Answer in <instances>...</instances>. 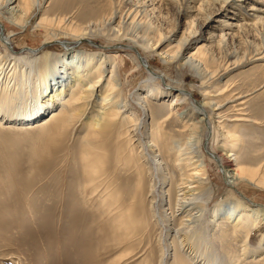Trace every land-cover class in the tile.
<instances>
[{
    "label": "rangeland",
    "instance_id": "1",
    "mask_svg": "<svg viewBox=\"0 0 264 264\" xmlns=\"http://www.w3.org/2000/svg\"><path fill=\"white\" fill-rule=\"evenodd\" d=\"M4 1L1 0L2 3ZM18 2L16 0L14 4ZM135 5L141 6L139 18L146 24L147 33L154 34L155 43L162 37L172 38L164 48L169 53L175 51L177 42L188 37L190 31L199 30V35L207 37L208 32H226L225 21L239 20L237 22L243 23L239 29L231 30L236 33L234 36L225 39L217 37L209 43L207 52L201 54L205 57L206 67L203 66L206 73L214 74H210L212 76L209 75L204 84L199 76L181 66L183 55L165 62L160 56H149L141 51L148 63L141 64L139 70L134 71L137 68L129 53L135 52L127 50L128 42L120 43L111 38V33L105 32V36L111 39L99 36L72 48L69 38L44 44L42 30L35 28L36 21L45 13L54 17L74 13L73 18L81 22L80 18H88L90 9L106 16L115 10L120 11L117 23L121 12ZM263 10L264 0H41L40 10L24 28L7 22L0 14V23L5 25L2 24L0 32L10 36V41L5 42L0 33V53L3 57L10 53L30 55L28 52L41 47L58 54L67 50L68 53L73 52L76 48L104 55L118 52L122 67L120 82L123 95L127 98L138 97L150 88L143 87L150 72L161 75L158 83L162 86L170 84L190 91L198 104L205 91L215 94L212 100L218 103L225 102L233 92L251 93L244 98L248 99L247 112L260 124L247 127L246 122L220 117L214 120L216 123L220 121L218 125L224 124V131L228 128L233 131L234 125L239 123L237 131L245 141L243 146L250 139L258 143L252 148V153L264 155V60L250 61L252 54L264 51ZM251 13L256 14L253 17L249 15ZM67 40L69 43H64ZM201 43L202 40L189 41L185 55ZM8 60H11L10 56ZM4 72L0 71V96L2 92L4 94L2 90L6 84L10 83V91L16 82L15 78L11 79L12 72L9 75L8 69ZM27 75L24 80L21 75L20 78L32 87L35 78ZM222 89L225 92L217 95L216 92ZM22 95L21 101H13L7 111L16 113L35 106L34 89L29 88ZM190 97L192 103L190 98L189 102L192 106L196 105ZM172 98L168 95L165 98L152 97L147 101L149 111L145 128L149 135L144 139L146 142L158 139L155 126L162 117H154L157 106L167 110ZM229 106L231 103L222 110L227 109V117L233 118L237 113ZM129 109L135 110L138 118L144 117L136 104ZM3 114H0V119ZM86 118L59 136L47 127L17 130L15 124L34 122L20 117L6 118V124H0V264H161L166 246L168 251L164 264H264V244L261 246L255 241L257 231L252 232L250 244L244 246L245 231H234L232 224L212 216L211 209L233 195L216 158L206 151L209 157L205 159L207 176L213 190L208 202L209 212L192 231L179 233L176 229L180 227V219L175 204L180 191L181 171L179 174L173 166L172 157L167 156L163 161L164 166L170 168L158 172L160 175H153L150 165L140 159L142 147L137 137L132 133L130 137L124 130L116 129L104 141L102 152L106 157L102 161L97 160L85 152ZM174 118L175 115L167 120V131L175 132L177 136L186 133L183 129H186L187 120ZM244 154L239 152V156ZM159 179L162 182L159 183ZM152 189L153 192L158 189L163 193L161 205L157 198L155 200ZM238 191H243L245 200L264 205V189L242 185ZM238 191L236 193L242 196ZM169 219L168 225L173 228H166Z\"/></svg>",
    "mask_w": 264,
    "mask_h": 264
},
{
    "label": "bare ground",
    "instance_id": "2",
    "mask_svg": "<svg viewBox=\"0 0 264 264\" xmlns=\"http://www.w3.org/2000/svg\"><path fill=\"white\" fill-rule=\"evenodd\" d=\"M15 2L16 0L1 2L0 14L7 22L24 28L28 23L30 24V21L40 10L41 0H19L17 4H14ZM141 11L142 8L139 5L129 7L126 11L121 12L120 20L117 23V13L120 11L116 12V10L106 16V14L99 15L97 11L94 12V9H90L87 12L89 14L88 18H80L81 22L73 18L74 13L55 17L50 16V13H45L36 21L35 28L42 30L44 44H49L56 40L64 41L61 39L69 38V45L73 48L84 40L96 39L99 36H103L101 37L103 39L115 38L120 43L123 41L128 42L127 50L132 49L135 52L133 54L129 53L135 68H137L134 71L139 70L138 67L141 64L148 63L147 58L142 55L141 51L148 53L149 56H160L165 62H168L174 56L181 57L183 55L181 66L186 67L199 76L204 84V80L212 72L208 71L209 73H206L205 57L201 56V54L207 50L209 43L215 41L217 37L225 39L231 35L234 36L236 33L231 32V30L239 29L243 23L237 22L239 20L236 22L225 21L224 27L228 29L226 32L224 30L220 34L208 32L209 35L207 37L199 35V30L190 31L188 37H184L177 42L175 51L169 53L164 48L171 42L170 39L172 38L162 37L155 43L153 41L154 34L147 33L149 30L147 31L146 24L144 25L143 20L141 21V18H139ZM255 14L251 13L249 15L254 17ZM2 24L5 26L2 22L0 23V28H2ZM105 32L111 33L112 37L105 36ZM183 33L185 34V32ZM1 37H4L5 42L10 41L9 34H3L2 32ZM191 40H202V43L185 55L186 45ZM64 43H69V41L67 40ZM40 50L28 52L30 55L10 53L9 55H4V57L7 56L6 61L0 53V58L1 56L3 57L1 58L2 61H0L2 62L0 71L4 72L5 69L4 73H6L8 69V75L12 72L10 74L12 76L11 79L15 78L16 81L10 91L8 90L10 89V83L6 84V87L2 90L4 94L2 92L0 96V114L3 112L4 114L0 119V124L6 118L20 117L26 120H34V122L15 124L14 128L17 130L47 127L54 131L55 136H59L67 129L79 125L87 117L85 125L88 127L84 135L85 152L89 156H94L97 160H103L105 156L102 152L105 149L104 141H107L116 129L124 130L125 134L130 135V137L131 133L137 137L142 147L140 159L142 158L143 161L150 165L153 175L168 169L169 166H164L165 163L163 161L167 156H171L172 160H174L173 166L179 170V174L181 171V182L180 184L178 183L180 191H178L179 196H177L175 205L180 219V227L176 231L183 234L197 227L198 223L209 212L208 202L213 196V190L211 182L208 180L209 176H207V160H205L209 158L206 154L207 151L210 156L216 158L219 162V166L225 174L227 186L233 192L231 198L218 202L211 209L212 216L214 219L219 218L232 224V227L235 228L234 231L236 229L245 231L246 240L244 246L250 244L254 230L258 232V238L255 241L259 245L264 244V205L249 202L248 199L245 200L243 191H238L239 186L242 185H252L253 187L264 189V155L262 153H252V148L256 147L258 143L256 144L250 139L246 140V145L243 146L245 141L237 131L239 123H234L235 129L233 131L228 130L229 128L224 131V124L218 125L220 121L216 123L214 120L215 117H220L223 120L246 122L247 127L260 124L257 118L247 112L248 99L244 98L251 93L233 92L228 95L225 102L218 103L212 100V96L215 94L211 93V95L208 91H203V99L198 104V101L193 94L191 95L190 91L170 84L162 86L158 83L161 75L157 72H150L143 83V87L150 88L147 91L145 89V92L139 94L138 97L133 95V98H127L123 95V86L120 82L122 67L121 61L118 60V52L104 55L93 50L84 51L81 48H76L73 52L68 53L67 50L64 54H58L50 50H44L42 47ZM9 56L11 57L10 61L8 60ZM258 60H264V51L256 52L250 57L251 62ZM27 74H29V77L34 76L35 78L33 83H31L32 87L26 81H23L25 79L24 76ZM20 75L22 79L24 78L23 80ZM9 81L11 82L12 80ZM29 88L34 89L35 106H30L29 110H27L28 108L20 109L16 113L7 111L6 108L13 101H21L23 98L22 92L25 90L29 91ZM174 90L177 92H173ZM218 92H216L217 95H220L225 90L223 91L222 89L219 94ZM168 95H172L173 98L167 110H164L162 106H157L153 113L155 118L162 117L157 120V125L155 126L159 133L158 139L146 142L144 139L149 135V131L145 128V119L148 117L149 111V103L147 104V101H150L152 97L164 96L165 98ZM189 95L192 96L196 105L193 104L194 106H192V100ZM188 98H190L191 103ZM229 103H231L229 108L237 113L233 118L227 117L229 115L227 109L222 110ZM132 104H136L140 108L142 116L144 115L143 118H138L135 110L130 111L129 108ZM190 105L192 107H189ZM46 112L47 115L44 116ZM174 115L177 119L187 120L186 129H183L186 133L177 136L174 134L175 132L167 131V120ZM42 116L44 117L41 119ZM4 124H6V121ZM204 144L207 146H204ZM261 144L259 143V145ZM260 147L262 148V146ZM228 148L230 149L228 150ZM242 151L245 154L239 156V152ZM90 165L92 166L91 162ZM92 167L95 166L93 165ZM115 167L117 168V166ZM160 182L162 181L160 180ZM159 187L161 188V186ZM93 191L95 192V190ZM160 191L156 189L153 192L152 189L155 194V200L157 198L159 204L164 201L163 193L161 194ZM236 191L242 196L238 195ZM120 216L122 215H119V218H122ZM169 222L170 219L167 225ZM167 225L165 224L164 226L166 227ZM166 228L173 227L168 225ZM167 251L168 246L164 247L161 264H164L163 259Z\"/></svg>",
    "mask_w": 264,
    "mask_h": 264
}]
</instances>
